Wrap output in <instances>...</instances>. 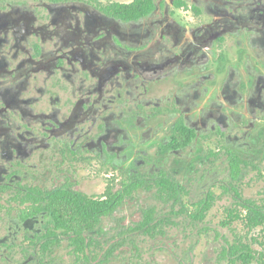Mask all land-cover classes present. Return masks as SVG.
Here are the masks:
<instances>
[{"label":"flooded vegetation","instance_id":"flooded-vegetation-1","mask_svg":"<svg viewBox=\"0 0 264 264\" xmlns=\"http://www.w3.org/2000/svg\"><path fill=\"white\" fill-rule=\"evenodd\" d=\"M132 1L0 0V264H243L264 0Z\"/></svg>","mask_w":264,"mask_h":264},{"label":"rangeland","instance_id":"rangeland-1","mask_svg":"<svg viewBox=\"0 0 264 264\" xmlns=\"http://www.w3.org/2000/svg\"><path fill=\"white\" fill-rule=\"evenodd\" d=\"M118 1H131V0H118ZM263 154H260L258 156H255L252 160L255 165H257L256 172H252V170L247 171L245 174H242L241 177L237 181L230 182V185L234 190L242 194L244 198H253L257 201H259V198L261 196H264V161H263ZM222 163H226L225 160H221ZM226 174V173H225ZM224 174V175H225ZM222 185V184H221ZM221 185H218L213 189V191L218 195L217 199L214 201L211 210L209 211V214L206 218V220L209 223V230L208 231V237H205L203 235V251L205 249H208L209 245L205 240L208 241V239H212V237L215 235V231H218L219 229L218 224L223 220L225 221L226 215L223 212V209L233 206L234 200L231 197V194L229 192L222 190ZM220 190L223 192H226L227 194L224 196H219ZM177 207V206H176ZM243 222L235 221L230 225L229 229H221L223 238L226 239L228 242H230L233 239L239 238L241 241H247L252 244L251 245V251L252 253H255L256 255L258 253L264 254V227H259L253 232H247L245 227H243ZM213 230V231H212ZM217 235V234H216ZM252 237L255 240H252ZM214 240V239H213ZM215 246L213 247L214 253L216 255L217 252L220 251L221 247V241L218 240V242H215ZM217 264H227L226 262H221Z\"/></svg>","mask_w":264,"mask_h":264},{"label":"trees","instance_id":"trees-1","mask_svg":"<svg viewBox=\"0 0 264 264\" xmlns=\"http://www.w3.org/2000/svg\"><path fill=\"white\" fill-rule=\"evenodd\" d=\"M143 1H150V0H133L131 3L127 4L126 7H128L129 9L134 8L138 6L140 2H143ZM210 205L211 203L208 202L207 207H210ZM227 217L229 219L240 218L247 227H251L261 222V220L264 219V214L258 210H254V211L251 210L244 216H241V215L233 216L232 214H229ZM231 254L238 255L239 258L243 261V264H253L252 259L254 258H255L254 264H264V254L258 253L256 255L255 253H252L251 248L248 245L242 244L240 240H239V244H235L233 247H231Z\"/></svg>","mask_w":264,"mask_h":264}]
</instances>
